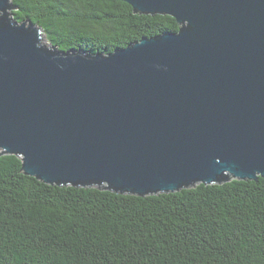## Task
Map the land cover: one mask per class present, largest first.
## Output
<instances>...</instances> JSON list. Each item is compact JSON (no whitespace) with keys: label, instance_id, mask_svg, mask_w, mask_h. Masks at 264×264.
<instances>
[{"label":"water","instance_id":"water-1","mask_svg":"<svg viewBox=\"0 0 264 264\" xmlns=\"http://www.w3.org/2000/svg\"><path fill=\"white\" fill-rule=\"evenodd\" d=\"M0 0V156L138 197L264 178V0H121L177 33L60 52Z\"/></svg>","mask_w":264,"mask_h":264},{"label":"trees","instance_id":"trees-1","mask_svg":"<svg viewBox=\"0 0 264 264\" xmlns=\"http://www.w3.org/2000/svg\"><path fill=\"white\" fill-rule=\"evenodd\" d=\"M60 52L111 54L180 29L121 0H13ZM0 156V264H264V178L146 197L51 186Z\"/></svg>","mask_w":264,"mask_h":264},{"label":"rangeland","instance_id":"rangeland-1","mask_svg":"<svg viewBox=\"0 0 264 264\" xmlns=\"http://www.w3.org/2000/svg\"><path fill=\"white\" fill-rule=\"evenodd\" d=\"M42 34L46 35L44 32Z\"/></svg>","mask_w":264,"mask_h":264}]
</instances>
